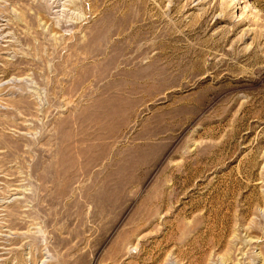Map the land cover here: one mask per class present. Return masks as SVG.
Wrapping results in <instances>:
<instances>
[{
	"label": "rangeland",
	"instance_id": "obj_1",
	"mask_svg": "<svg viewBox=\"0 0 264 264\" xmlns=\"http://www.w3.org/2000/svg\"><path fill=\"white\" fill-rule=\"evenodd\" d=\"M0 264H264V0H0Z\"/></svg>",
	"mask_w": 264,
	"mask_h": 264
},
{
	"label": "bare ground",
	"instance_id": "obj_2",
	"mask_svg": "<svg viewBox=\"0 0 264 264\" xmlns=\"http://www.w3.org/2000/svg\"><path fill=\"white\" fill-rule=\"evenodd\" d=\"M123 24H124L123 19L115 18L113 12L110 16L104 13L100 22L101 33L108 39L116 35H120V33L122 32L119 31L118 28Z\"/></svg>",
	"mask_w": 264,
	"mask_h": 264
}]
</instances>
